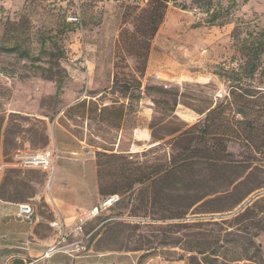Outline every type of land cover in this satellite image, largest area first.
Segmentation results:
<instances>
[{
	"label": "rangeland",
	"instance_id": "rangeland-1",
	"mask_svg": "<svg viewBox=\"0 0 264 264\" xmlns=\"http://www.w3.org/2000/svg\"><path fill=\"white\" fill-rule=\"evenodd\" d=\"M234 1L0 0V195H24L54 239L56 208L30 198L58 177L60 207L86 218L41 261L264 264V0ZM43 149L49 168L15 164ZM169 161L164 179L134 183Z\"/></svg>",
	"mask_w": 264,
	"mask_h": 264
},
{
	"label": "crops",
	"instance_id": "crops-1",
	"mask_svg": "<svg viewBox=\"0 0 264 264\" xmlns=\"http://www.w3.org/2000/svg\"><path fill=\"white\" fill-rule=\"evenodd\" d=\"M139 131L135 133L134 137L137 139H142L145 141L146 133H143L142 138L139 136L142 132ZM6 181V176H4L3 164H0V192L3 193L2 185H4ZM60 180L58 177L52 180L49 193L47 194L42 188L35 191V194L30 199L33 200L35 197H44L46 200H49L53 207L56 209V215L60 221V227H58V235L56 238L53 239L51 233L52 229L49 228L48 231H40L37 227L38 219L37 217H31V219H23L17 217V205L19 203H27L21 199L24 195L16 194L15 198H10L7 196L0 195V227L3 236V247L5 248V254H7V260L10 258L11 255L13 257L24 258L26 255H30L31 253L34 257L29 264H68V257L67 254L64 252H45L46 257L45 260L41 261V256L44 254V251L49 248L50 246L54 245L55 242L59 241L60 236L65 231H70L71 223L75 224L78 223L81 217L73 213H67L66 209L60 207L61 201H64L66 198V193L63 190H60ZM3 187V186H2ZM59 201V202H58ZM30 204V203H28ZM31 206V204H30ZM32 207V206H31ZM71 208V207H70ZM35 210V208H32ZM33 214V213H32ZM80 217V218H79ZM86 219V218H84ZM73 221V222H72ZM76 225V224H75ZM70 227V228H69ZM75 227V226H74ZM70 229V230H68ZM76 230V229H75ZM79 230V229H78ZM76 230V231H78ZM65 234V233H64ZM61 239H64L61 237ZM62 241V240H61ZM15 250H11V249ZM46 248V249H45ZM28 253V254H27ZM50 257V258H49ZM13 264V263H11ZM20 264V263H18Z\"/></svg>",
	"mask_w": 264,
	"mask_h": 264
},
{
	"label": "trees",
	"instance_id": "trees-1",
	"mask_svg": "<svg viewBox=\"0 0 264 264\" xmlns=\"http://www.w3.org/2000/svg\"><path fill=\"white\" fill-rule=\"evenodd\" d=\"M154 1L157 2V4H159L160 6H162L163 9L166 7V0H162V1L154 0ZM234 4H235V1L231 0V3L228 5L227 8L231 9L234 6ZM214 15L215 14H213V16ZM163 17H164L163 11L156 12L154 14L152 20H150V26L148 28V31H149L148 37L149 38H151L155 34V32L157 30V27L160 25V23L163 20ZM210 19H212V18H210ZM208 21H211V20H208ZM260 44L261 43H259L256 46L255 50L253 51V59H257L258 56H259ZM254 68H255V65H254V62L252 61L250 63V71H253ZM56 89H57L56 91L58 92V90L60 89V83L57 85ZM130 102H131V98L129 97L128 98L129 106H130ZM101 112H102V109H100V113ZM212 113H214V112L212 110H209V114L206 116V118L210 117V115ZM210 124H211V122L206 123L203 126H201L199 128V130H197V133L200 134V135L209 134ZM175 131H177V130L172 131L168 135H173V132H175ZM186 132H190V131H186L185 130L183 133H186ZM175 169L176 168L173 165V161H169L167 164L158 165V167L156 169H154V171H152V172H149V173L143 172V173H141L133 181H134V183H138V184L148 183V184L144 185V187H145L144 189H148L152 184L156 183L157 181H160V180L164 179L167 175H169L170 173L174 172ZM254 175H256V174H254ZM130 187H131V185H130ZM131 191H132V189H131Z\"/></svg>",
	"mask_w": 264,
	"mask_h": 264
},
{
	"label": "built area",
	"instance_id": "built-area-1",
	"mask_svg": "<svg viewBox=\"0 0 264 264\" xmlns=\"http://www.w3.org/2000/svg\"><path fill=\"white\" fill-rule=\"evenodd\" d=\"M71 20H77L76 17H70ZM17 162L16 165H19L23 168H39V169H47L52 165V161L54 159L53 152L50 150H40L33 153L28 154H19L17 155ZM115 201L114 196H111L107 200L101 202L100 207H107L111 205ZM98 211V207H94L92 210L93 214H96ZM33 213V209L28 203H19L17 205V217L23 218V219H29ZM79 226L77 228H80L83 220L82 218L79 220Z\"/></svg>",
	"mask_w": 264,
	"mask_h": 264
},
{
	"label": "bare ground",
	"instance_id": "bare-ground-1",
	"mask_svg": "<svg viewBox=\"0 0 264 264\" xmlns=\"http://www.w3.org/2000/svg\"><path fill=\"white\" fill-rule=\"evenodd\" d=\"M49 252V251H48Z\"/></svg>",
	"mask_w": 264,
	"mask_h": 264
}]
</instances>
